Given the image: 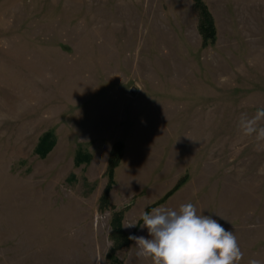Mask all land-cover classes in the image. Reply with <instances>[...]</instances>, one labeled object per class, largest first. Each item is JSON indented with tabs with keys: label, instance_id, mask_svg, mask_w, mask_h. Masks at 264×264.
Wrapping results in <instances>:
<instances>
[{
	"label": "rangeland",
	"instance_id": "374dc122",
	"mask_svg": "<svg viewBox=\"0 0 264 264\" xmlns=\"http://www.w3.org/2000/svg\"><path fill=\"white\" fill-rule=\"evenodd\" d=\"M203 2L208 45L194 0H0V264H151L114 250L113 215L133 232L182 177L156 207L193 203L264 264V140L242 127L264 110V0Z\"/></svg>",
	"mask_w": 264,
	"mask_h": 264
},
{
	"label": "clouds",
	"instance_id": "9594fccd",
	"mask_svg": "<svg viewBox=\"0 0 264 264\" xmlns=\"http://www.w3.org/2000/svg\"><path fill=\"white\" fill-rule=\"evenodd\" d=\"M264 110L251 120L242 121L246 134L264 140V127H256ZM142 228L148 237L130 235L136 255L151 264H240L243 252L237 237L216 219L198 213L196 206L183 203L178 208L161 206L141 214ZM129 223L125 227H135ZM248 264H261L257 259Z\"/></svg>",
	"mask_w": 264,
	"mask_h": 264
},
{
	"label": "trees",
	"instance_id": "16d2710c",
	"mask_svg": "<svg viewBox=\"0 0 264 264\" xmlns=\"http://www.w3.org/2000/svg\"><path fill=\"white\" fill-rule=\"evenodd\" d=\"M194 6L199 10V31L202 36V42L204 45H208L209 43H212L215 40L216 37V32L215 30V21L214 18L211 15V12H209L208 7L204 4L203 0H194ZM55 145V137L52 134V132L47 131L45 133L38 144L36 145V152L39 154L41 157H46L48 152L53 149V146ZM123 147V143H115L114 146L112 147L110 154H109V161L107 165V175H108V184L103 190V194L100 198V205L102 207L108 206L109 202V195H110V190L114 184L113 176L115 172V167L119 164L121 160V149ZM91 154L87 152H82L79 150L76 155H75V161L76 164H81L83 162H89L91 160ZM186 180V177H182V179L174 185L169 192H167L162 198H160L158 201H156L153 204L148 205L145 211H151L153 208L156 206L160 205L163 201H165L167 198L171 196L175 191L178 190V188L183 184V182ZM113 219L111 222V229H112V234H111V240L114 241V250L118 248L125 247L126 245H129L132 243V240H129L130 235H136L137 229L139 228V225L141 224V220L138 221L136 228L134 229L133 232H126L122 228V211L116 212L113 215ZM113 250V251H114ZM113 256V253L109 255L111 258Z\"/></svg>",
	"mask_w": 264,
	"mask_h": 264
}]
</instances>
